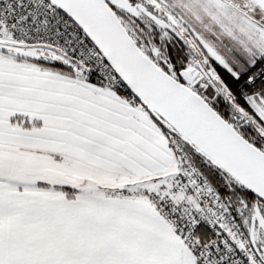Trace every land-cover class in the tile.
<instances>
[{
  "label": "snow or ice",
  "instance_id": "snow-or-ice-1",
  "mask_svg": "<svg viewBox=\"0 0 264 264\" xmlns=\"http://www.w3.org/2000/svg\"><path fill=\"white\" fill-rule=\"evenodd\" d=\"M0 264H264V0H0Z\"/></svg>",
  "mask_w": 264,
  "mask_h": 264
}]
</instances>
